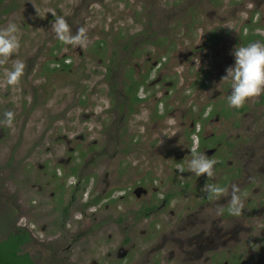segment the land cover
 I'll list each match as a JSON object with an SVG mask.
<instances>
[{
  "label": "flooded vegetation",
  "instance_id": "af4514ba",
  "mask_svg": "<svg viewBox=\"0 0 264 264\" xmlns=\"http://www.w3.org/2000/svg\"><path fill=\"white\" fill-rule=\"evenodd\" d=\"M23 1L0 0V17L6 21ZM47 1L51 12L77 25L72 30L92 29L91 37L98 28L91 20L108 19L101 33L117 38L111 45L92 39L94 54H87L108 52L105 76L123 68L121 90L111 83L112 115L101 123L106 139L99 150V126L92 125L99 107L92 77L99 70L74 53L88 45H64L51 30L47 38L56 40L36 47L46 60H28L43 65L46 78L70 76L76 101L73 113H62L65 153L54 150L39 165L41 182L26 179L61 211V230L47 239L57 246L56 264H264V94L229 108L230 84L221 81L235 63V47L264 41V0ZM47 16L36 20L55 17ZM6 91L3 97L14 94ZM119 142L122 156L113 149ZM193 147L219 161L214 177L187 171ZM205 183L229 191L238 184L242 214L230 215L226 198L210 201Z\"/></svg>",
  "mask_w": 264,
  "mask_h": 264
},
{
  "label": "rangeland",
  "instance_id": "374dc122",
  "mask_svg": "<svg viewBox=\"0 0 264 264\" xmlns=\"http://www.w3.org/2000/svg\"><path fill=\"white\" fill-rule=\"evenodd\" d=\"M47 5L49 6L47 0H24L11 6L16 8L10 12L6 21L0 17V27L6 26L9 21H13L20 28L18 57L10 58L2 70L11 68L16 59L25 63L24 78L19 85L14 88L5 86L2 83L3 78L0 82V240L6 239L18 227L31 230L33 232L32 241L24 245L23 249L31 255L35 264H56L57 246L53 247V243L48 246L47 239L53 240L58 236L61 230L59 222L62 220V214L57 207L54 208L55 205L45 194L32 188L26 179L29 178L30 182H41L43 174L39 165L46 164L48 156L54 153V150L57 151V154L55 153L57 156L65 153L66 144L58 138L67 131L64 125L66 121L62 118V113L67 108H71L73 113L76 106L74 90L70 88V76L52 72L46 78L44 71H42L43 65H36L33 63L34 61H28L35 58L33 55L42 54L40 58L44 62L46 60L45 55L41 51H36V47H40L44 42H48L49 45L56 40L54 38L48 40L50 38H47V36H53L50 34L52 30L50 26L56 17L44 22L43 25L36 20L37 17L51 18L47 16L51 13L50 6L48 8ZM75 6L76 4L74 8ZM91 23L98 28H95L97 34L93 37H91L94 35L92 29L88 30L87 52L83 50V54L80 55L79 50H76L74 53L76 57L84 62L88 61L90 66L97 67L99 70L98 77H92L93 81L98 78L96 91L99 99L97 118L93 119L92 125L99 126L93 136L99 140L98 149L101 150L106 139L105 133L101 130V123L108 115H112L108 108L111 99V83L117 84L119 86L117 89L121 90L120 78L123 74V68L122 71L116 73L115 78L105 76L104 65H107V61L110 60L108 52L105 51L99 56H88V54H94L90 50L91 46L93 47L92 39H95V42L103 40L104 43L111 45L112 40L118 36L117 33H101L103 30L101 26L110 25L108 19L97 18L91 20ZM40 25L42 27H39ZM32 26H36L38 29L32 30ZM73 26L77 25L72 23L71 27ZM75 31L72 30L73 34ZM45 53L48 54V52ZM99 58L103 59V64L99 63ZM30 64L35 70L28 73ZM7 88H10L8 92H14V94L3 97L1 93H6ZM34 90L36 95L32 94ZM33 99L35 106L32 110L29 105ZM6 111L14 113V120L10 127L4 121ZM28 111L30 112L29 115L26 113ZM108 119L110 122V118ZM113 149L116 150L118 156L123 155L121 142L114 144ZM112 154L111 151L105 155L109 162L111 160L109 156ZM101 169L104 170L103 167Z\"/></svg>",
  "mask_w": 264,
  "mask_h": 264
},
{
  "label": "clouds",
  "instance_id": "9594fccd",
  "mask_svg": "<svg viewBox=\"0 0 264 264\" xmlns=\"http://www.w3.org/2000/svg\"><path fill=\"white\" fill-rule=\"evenodd\" d=\"M51 14L56 17L51 22V29L62 44L80 48L87 46L89 43L87 28L80 26L73 34L71 26L63 16H56L55 12H51ZM227 27L231 29V26ZM19 33L20 28L13 21H9L6 26L0 27V66L6 65L10 58L18 53L20 48ZM259 34L264 35V33ZM232 55L235 63L226 68V74L222 76L221 81L230 84L231 91L227 97L228 107L239 109L247 101L264 94V41H254L247 45L235 47ZM24 71L25 63L16 59L11 68L4 69L2 83L10 87L19 85ZM13 120L14 113L6 111L4 113L5 123L10 127ZM190 153L191 159L188 161L187 171L197 177L202 175H206L207 178L214 177V166L219 161L209 158L195 147L190 149ZM177 171L183 174L185 168L182 165L178 166ZM201 191L207 194L210 201L226 198L228 200L227 212L230 215L238 217L242 214L244 203L238 184L233 183L229 191L227 187L205 183Z\"/></svg>",
  "mask_w": 264,
  "mask_h": 264
},
{
  "label": "trees",
  "instance_id": "16d2710c",
  "mask_svg": "<svg viewBox=\"0 0 264 264\" xmlns=\"http://www.w3.org/2000/svg\"><path fill=\"white\" fill-rule=\"evenodd\" d=\"M30 232L17 228L6 239L0 240V264H35L24 245L31 241Z\"/></svg>",
  "mask_w": 264,
  "mask_h": 264
}]
</instances>
